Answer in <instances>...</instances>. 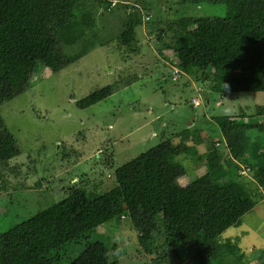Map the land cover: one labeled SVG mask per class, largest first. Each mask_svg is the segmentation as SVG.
<instances>
[{
  "label": "trees",
  "instance_id": "obj_1",
  "mask_svg": "<svg viewBox=\"0 0 264 264\" xmlns=\"http://www.w3.org/2000/svg\"><path fill=\"white\" fill-rule=\"evenodd\" d=\"M110 2L0 0V108L29 91L40 71L60 72L101 47L92 30L99 8L108 9ZM180 3L218 6L220 16L182 14L164 22L158 53L171 52L176 68L219 100L229 94L264 93V0ZM127 15L141 17L136 10ZM155 19L146 18V24L158 27ZM128 27L132 32V22ZM136 79L125 78V84ZM114 90L105 87L76 106L88 109ZM257 112L262 118L254 122H246L245 114L212 118L215 128L209 134L223 140L213 141L219 157L190 181L175 159L197 157L195 146L202 141H192L184 130L176 135L180 143L163 141L116 169V186L106 193L92 196L72 189L63 200L0 234V264H119L110 262L106 242L96 234L117 218L127 219L140 233L139 246L154 257V264H238L237 247L218 239L257 205L256 189L252 192L240 172L264 183V107ZM19 153L0 115V168Z\"/></svg>",
  "mask_w": 264,
  "mask_h": 264
},
{
  "label": "rangeland",
  "instance_id": "obj_2",
  "mask_svg": "<svg viewBox=\"0 0 264 264\" xmlns=\"http://www.w3.org/2000/svg\"><path fill=\"white\" fill-rule=\"evenodd\" d=\"M105 1H111L110 7L99 8L92 30L102 46L60 72L40 71L29 91L0 108L20 152L0 168V234L63 200L72 189L92 196L106 193L116 186V169L163 141L180 143L176 135L184 130L192 141H202L195 146L197 157L183 154L175 159L190 181L219 157L213 141L223 143L222 137L209 134L214 116L245 114L246 122L262 118L257 109L264 107V93L229 94L219 100L193 76L181 73L171 52L158 53L164 22L182 14L220 16L218 6L181 5L180 0ZM124 2L132 8H123ZM135 10L140 21L128 18ZM146 18H156L159 26H148ZM132 76L137 79L126 85L125 78ZM108 86L115 90L107 99L77 108V102ZM239 175L251 182L252 192L256 189L257 205L218 240L237 247L238 264H264V183L255 182L247 171ZM96 234L105 240L110 262L154 264L127 219H113Z\"/></svg>",
  "mask_w": 264,
  "mask_h": 264
},
{
  "label": "clouds",
  "instance_id": "obj_3",
  "mask_svg": "<svg viewBox=\"0 0 264 264\" xmlns=\"http://www.w3.org/2000/svg\"><path fill=\"white\" fill-rule=\"evenodd\" d=\"M194 102H196L197 103V105L196 106H198V102L197 101H193V105H194ZM195 106V105H194Z\"/></svg>",
  "mask_w": 264,
  "mask_h": 264
},
{
  "label": "built area",
  "instance_id": "obj_4",
  "mask_svg": "<svg viewBox=\"0 0 264 264\" xmlns=\"http://www.w3.org/2000/svg\"><path fill=\"white\" fill-rule=\"evenodd\" d=\"M194 105L196 106V105H197V103H196V102H194Z\"/></svg>",
  "mask_w": 264,
  "mask_h": 264
}]
</instances>
